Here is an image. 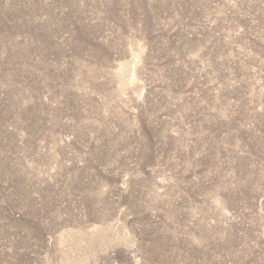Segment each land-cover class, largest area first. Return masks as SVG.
I'll return each instance as SVG.
<instances>
[{
    "label": "rangeland",
    "instance_id": "obj_1",
    "mask_svg": "<svg viewBox=\"0 0 264 264\" xmlns=\"http://www.w3.org/2000/svg\"><path fill=\"white\" fill-rule=\"evenodd\" d=\"M0 264H264V0H0Z\"/></svg>",
    "mask_w": 264,
    "mask_h": 264
}]
</instances>
